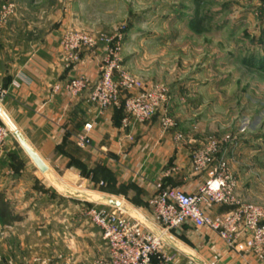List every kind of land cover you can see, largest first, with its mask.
Here are the masks:
<instances>
[{
  "label": "rangeland",
  "instance_id": "1",
  "mask_svg": "<svg viewBox=\"0 0 264 264\" xmlns=\"http://www.w3.org/2000/svg\"><path fill=\"white\" fill-rule=\"evenodd\" d=\"M10 3L8 14L4 6ZM16 26L40 41L55 32L61 50L70 32L95 38L97 47L83 50L76 63L62 50L69 68L84 52L102 50L101 68L107 48H117L122 71L135 82L120 92L121 100L163 88L167 102L153 119L188 147L190 164L195 150L215 141L236 179L238 199L264 206V0H0V36ZM17 161L34 190L35 212L25 214L31 203L23 193L8 199L0 188L11 214L23 218L12 226L0 221V264H95L105 247L87 210H114L116 201L138 211L155 194L140 199L138 186L146 184L118 183L107 167H97L93 181L80 160L76 179L63 171L44 177Z\"/></svg>",
  "mask_w": 264,
  "mask_h": 264
},
{
  "label": "crops",
  "instance_id": "2",
  "mask_svg": "<svg viewBox=\"0 0 264 264\" xmlns=\"http://www.w3.org/2000/svg\"><path fill=\"white\" fill-rule=\"evenodd\" d=\"M44 36L40 41L39 36L19 30L18 26L0 36V87L5 92L0 106L49 168L48 174H42L10 135L0 154V188L5 196L17 198L21 192L26 204L35 197L27 175L17 171L18 157L25 168H33L44 177L58 176L63 171L65 178L76 179L79 172L75 162L79 160L87 170L97 165L110 168L118 183L146 184L137 190L143 200L154 194V186L159 182L187 193L197 191L206 176L194 174L188 147L178 144L175 135L164 132L157 120L134 124L127 131L132 133L133 141L126 142L122 126L125 115L118 108L101 113L88 100V91L77 99L64 91L52 93L56 84L66 83L79 74L90 82L97 80L103 52H84L81 62L69 68L63 62L59 36L55 32ZM87 123L94 126L92 141L90 147L82 149L75 138ZM34 176L41 179L37 174ZM228 209L212 206L204 211L216 216ZM34 210L31 203L25 214L30 216ZM139 210L145 212L146 205L143 203ZM172 241L180 254L172 264H264L252 254L230 251L210 230L189 224L175 232ZM100 242L106 252L101 234Z\"/></svg>",
  "mask_w": 264,
  "mask_h": 264
},
{
  "label": "built area",
  "instance_id": "3",
  "mask_svg": "<svg viewBox=\"0 0 264 264\" xmlns=\"http://www.w3.org/2000/svg\"><path fill=\"white\" fill-rule=\"evenodd\" d=\"M4 9L9 14L13 12L14 5L10 3ZM103 41L107 44L111 42L108 38ZM97 43L88 34L70 32L65 35L61 47L67 60L76 63L83 50H93ZM106 51L100 76L92 86L85 76L71 78L66 83L56 84L52 93L64 91L77 99L88 91V100L101 113L123 107L124 140L132 142L133 135L127 131L134 124H146L154 118L157 110L167 102L166 91L155 86L122 101L120 92L132 90L135 82L122 71L119 50L112 47ZM116 74H121L122 79L117 80ZM4 95L0 87V99ZM93 127L92 123H87L76 135L78 147L86 149L91 146ZM9 135L8 129L0 123V154ZM191 164L194 172L206 176L204 183L193 193L159 182L155 185V194L147 202L145 212L139 209L131 212L125 206L110 210L94 205L87 210L90 223L100 231L106 246L104 256L95 264H172L179 253L173 246L172 237L188 224L197 229L210 230L230 251L252 254L258 261L264 262V206L238 199L236 179L218 144L211 140L195 150ZM212 206L230 209L209 216L204 210Z\"/></svg>",
  "mask_w": 264,
  "mask_h": 264
},
{
  "label": "water",
  "instance_id": "4",
  "mask_svg": "<svg viewBox=\"0 0 264 264\" xmlns=\"http://www.w3.org/2000/svg\"><path fill=\"white\" fill-rule=\"evenodd\" d=\"M0 119L3 121L5 126L7 127L10 134L17 140L22 150L25 152V154L30 158V160L34 163L36 168L42 173V174H48L49 168L45 164V162L41 159V157L37 154V152L29 145L25 137L21 134V132L17 129L15 124L12 122L10 117L3 111V109L0 106ZM112 206L116 208H120L123 205L120 202L112 201Z\"/></svg>",
  "mask_w": 264,
  "mask_h": 264
},
{
  "label": "trees",
  "instance_id": "5",
  "mask_svg": "<svg viewBox=\"0 0 264 264\" xmlns=\"http://www.w3.org/2000/svg\"><path fill=\"white\" fill-rule=\"evenodd\" d=\"M118 109L121 112H123V114L125 115L124 108L123 107L118 108ZM75 163H76V165L78 164V162H75ZM99 166H101V165H97L96 167H94L91 170L88 169V171L86 172L85 176H87V178H89V179H91V180L94 181V173L96 172V168L99 167ZM102 168H105V167L102 166ZM108 179H111V178L108 177ZM22 220H23L22 216H20V215L14 216V215L11 214V212H10V202L5 198V196H3L2 194H0V221H1V224L3 226H12L15 223L21 222Z\"/></svg>",
  "mask_w": 264,
  "mask_h": 264
}]
</instances>
